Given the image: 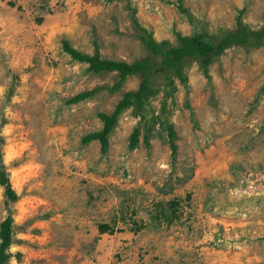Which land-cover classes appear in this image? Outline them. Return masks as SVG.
I'll use <instances>...</instances> for the list:
<instances>
[{
    "label": "rangeland",
    "instance_id": "obj_1",
    "mask_svg": "<svg viewBox=\"0 0 264 264\" xmlns=\"http://www.w3.org/2000/svg\"><path fill=\"white\" fill-rule=\"evenodd\" d=\"M242 9L252 29L264 24V0H0V164L18 195L9 200L0 183V222L13 218L7 264H264V47L227 48L209 77L186 58L185 84L168 73L170 95L154 71L159 91L147 105L172 124L174 156L158 121L149 147L141 133L129 149L132 107L106 155L96 140L82 144L141 75L68 103L118 73H92L61 48L68 40L91 54L96 42L101 57L132 62L150 55L132 14L156 41L176 44V31L235 27ZM172 198L178 218L158 224L156 204Z\"/></svg>",
    "mask_w": 264,
    "mask_h": 264
},
{
    "label": "trees",
    "instance_id": "obj_2",
    "mask_svg": "<svg viewBox=\"0 0 264 264\" xmlns=\"http://www.w3.org/2000/svg\"><path fill=\"white\" fill-rule=\"evenodd\" d=\"M178 7L181 13L187 14L185 8H182L181 5ZM132 12H134V10H132ZM243 12V9L239 11L236 17L235 27L226 28L224 30L219 29V34H215L213 37L207 36V33L204 31L193 33L192 35H182L180 32L176 31V44H172L167 40L156 41L152 37L151 32L139 25L132 14V22L141 30L138 34V38L150 53V55L135 59L132 62L101 57L99 46L96 42H94V50L90 54L75 49L68 40H62V50L69 54L73 60L87 63L88 71L92 73L116 71L118 73V79L111 86H97L90 90L78 92L67 100L68 103H77L90 97L101 89H107L108 92L115 93L122 87L128 76L134 74L141 75L138 88L136 90L124 92L111 113H97V116L102 121L101 128L84 134L81 138V143L88 144L96 140L100 143L101 153L106 155L110 145V134L114 130L120 115L125 109L132 107V115L139 119L138 124L133 128L130 134L129 149H134L139 145V135L141 133H143V143L146 147H149L152 129L158 121L167 131V143L170 147L172 156H174L177 145L174 142L175 131L172 124L167 118L162 120L161 114L154 115L147 105L149 98L159 91V88L152 82V75L157 69H162L165 72V77L169 79L167 84L170 85V95L173 92V81L170 79L168 73L173 72L179 77L180 81L185 84L186 76L183 72V65L186 58L198 60L203 74L209 77V65L227 48L231 46H242L244 48L264 47V24L257 29H252L249 24L241 21ZM155 57L158 58L157 61L154 60ZM261 90H264V82L261 86ZM161 109L162 111L166 109L165 102L162 104ZM0 183L5 186L7 198L11 201H15L18 195L10 186L3 164H0ZM178 204L179 201L177 198L160 201L156 204V209L151 218L156 220L158 224L163 221L167 224L172 223V221L179 216ZM133 222L135 228L141 226V224H138L135 220H133ZM97 227L102 233H111L113 231L112 225L108 222H99ZM12 229L13 218L12 215L8 213L0 222V264H7L11 257L9 248L13 242Z\"/></svg>",
    "mask_w": 264,
    "mask_h": 264
}]
</instances>
